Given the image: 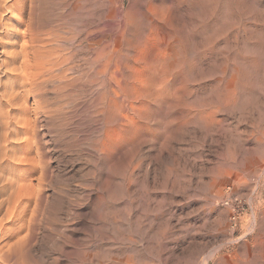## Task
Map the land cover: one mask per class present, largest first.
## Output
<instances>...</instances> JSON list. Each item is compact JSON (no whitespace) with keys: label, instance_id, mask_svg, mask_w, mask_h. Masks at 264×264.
<instances>
[{"label":"rangeland","instance_id":"374dc122","mask_svg":"<svg viewBox=\"0 0 264 264\" xmlns=\"http://www.w3.org/2000/svg\"><path fill=\"white\" fill-rule=\"evenodd\" d=\"M124 1L127 5L130 0ZM190 1V4L186 1L174 4L177 9H188L195 4L194 29L205 27L203 34L195 38H204L213 44L207 55L209 64L203 62L206 65L203 82L208 84L207 89L204 92L201 89L203 82L198 58L191 100L198 108L203 97H207L208 109L217 113L213 115L215 122L205 128L191 123L179 130L172 125L169 138L145 140L137 147L116 153L113 161L93 150L95 141L99 142L102 137L104 123L93 105L100 93L99 85L94 87L93 84L94 88H91L87 81L96 65L92 61L95 47H101L117 35L104 18L111 8L109 0L13 1L16 9L9 15L15 17L7 27L0 24L3 31H0V39L11 35L12 40L22 43L30 38H23L25 31L28 30L31 37L36 33L42 44L48 46L49 42L53 55L61 54L67 58L64 69L66 67L69 77L65 78L72 79L66 88L62 87L61 79L51 80L43 86L46 94L54 95L45 94L44 99L48 100L46 104L50 103L51 112L59 117L41 113L34 116L33 99L29 97L26 107H22L29 110L9 107L10 112L13 110L11 113L22 112L24 123L29 122L27 125L22 122L24 118L22 123L16 124L14 119L12 125H5L7 129L0 124L3 132L0 148L7 147L0 149L3 151V154L0 152V178H4L3 183L0 179L3 187L0 188V221L4 217L0 222V264H201L204 257L212 253L209 264H264V0ZM113 2L121 4V0ZM12 27H15L13 34L7 32ZM40 29L43 32H38ZM55 29L57 33L54 34ZM68 36L76 39L70 40ZM1 49L4 47L0 46L2 60L5 53ZM234 72L238 76L243 73L236 78L239 85L235 83L232 87L237 90L220 104L215 97L217 80L223 78L229 82ZM9 73L0 66V81L6 80ZM76 80L77 83L82 81L83 86L76 84ZM63 109L66 111L62 112ZM13 124L15 128H12ZM25 131H30L31 136ZM36 131L39 133L35 136ZM19 137L23 141H18ZM37 137L41 139L40 145L36 142ZM15 145H19L16 147L19 152L13 148ZM24 152L22 160L20 157ZM36 159L43 161L44 166H41L43 162L38 166ZM15 188L18 199L13 196ZM7 199L15 200V203L12 201L11 205Z\"/></svg>","mask_w":264,"mask_h":264},{"label":"bare ground","instance_id":"6f19581e","mask_svg":"<svg viewBox=\"0 0 264 264\" xmlns=\"http://www.w3.org/2000/svg\"><path fill=\"white\" fill-rule=\"evenodd\" d=\"M13 1L14 0H0V24L3 23V25L5 27H7V25L10 24L9 21H11L12 18L15 17V15H14V17H13V15L12 16L9 15V14H12L13 11L16 9L15 3H13ZM113 1L114 0H109L111 8L108 9L109 11L107 12V14L104 18L106 19V21H108L107 25L109 27H111L112 29L116 30L117 35L111 41L104 43L103 45L101 44L102 45L101 47H99V48L95 47L96 50L93 53V60L92 61L96 65L95 66L93 65V70H92L91 75H90L91 77L88 78L89 80H87V78H85V80L89 81L88 86H89V84H91V86L94 84V87L96 84L99 85L100 93L97 92L99 95L97 96L95 103L93 102V105L95 104V108L97 110L95 108L94 109L96 111H99V113L102 115V118H103L102 124L104 123L103 124L104 128L102 129L103 130L102 137H101V139L100 138L98 139V136H96V138L100 141L98 142L97 140L96 141L94 140L96 142V144L93 145V150H96L97 152H99V154L101 153L103 156L106 157L105 158L106 160L108 158L110 161H113L112 159L116 153L126 151L127 149L133 148L140 143L142 144V142L145 140L164 141L169 136L170 132L172 131L171 130L172 125L176 126L175 127L176 130H179L182 127L189 125L191 123H194V124L197 123L204 128L209 127L212 122H215L213 115L217 114V113L213 114V112L210 109H208V101L209 100L207 101V97H203V100L200 103V105L198 104L199 105L198 108H195V106L193 105L192 100H191V97L194 95V91H195V88L193 85V76L195 73L194 71H196L195 70L196 65L198 64V58L200 59V63H201V64L199 63L200 68H201L200 69V76H201V80L203 82V77H205V70H206L205 64H209L208 62H206L208 59L207 55L210 52L209 51L210 47L213 45V44H211L210 41L207 42V41L203 40L204 38L201 40H196V38H195L196 36L200 37V35L203 34V31L205 30V27L203 28V27L199 26L200 28L197 29V31H196V29H194V26H193L194 23L192 24L193 13H194L193 10L195 9L194 8L195 4L193 3L191 8L189 7L188 9H179V8L177 9V7L174 4L175 2H182V1L188 2L190 0H172V2L170 0H130L129 4H127V5H125L124 0H121L120 5H116ZM190 2H188V3L190 4ZM188 3H187V5H188ZM198 3H201V2H198ZM201 8H203V6ZM3 12H5V13H3ZM16 17L18 18V15ZM100 18L102 19V17H100ZM18 19H20V18H18ZM21 21H22V19H21ZM97 21L99 23L100 20H97ZM89 24L91 25V23H89ZM3 25H1V26H3ZM91 26H93V25H91ZM94 26H96V25H94ZM102 26H103V24L101 25V27ZM18 28H21L20 25ZM18 28L16 27V31L20 32L17 30ZM98 28H100V26ZM31 29L29 31H32ZM102 29L103 28H101V30ZM14 30H15V27H12V29L7 30V32L11 31V33H12V31H14ZM70 30H72V29H70ZM87 30H88V28H87ZM0 31H2V30H0ZM33 31H35V30H33ZM39 31H42V30L40 29V30H38V32ZM96 31L98 32V29H96ZM192 31H193V33H192ZM47 32L49 33V31H47ZM50 32H51V29H50ZM59 32H60V29H59ZM89 32H90V29H89ZM89 32L87 34L88 36H89ZM97 32H95V33H97ZM102 32H104V30ZM55 33H57V30L54 32V34ZM24 34L25 35L23 36V38L25 36L30 37V38H28L29 40L23 39L24 41L21 38V41H23L22 43H19V41L17 42V41L12 40L11 35L7 39H0V46L4 47V50L3 49H1V50H3L5 53V58L2 60L0 59L1 60L0 66L2 68L4 67L6 69L7 74L9 72L11 73V74L9 73L10 75L8 76V78L6 80H4L2 82L0 81V124H1V126H3L2 124H4V128L2 127L3 129H7L8 124L13 122L14 119H15L14 124L22 123V122L24 123V121H26L22 112L16 111V113H11V112H13V110L10 112L9 107L14 108L16 110H23L22 107L23 106L26 107V104H27L29 97H31L33 99V102H32L33 107L32 108L36 112V114L34 116H36L37 114L38 115L44 114L47 116H49L50 114H53L51 112V106L49 107L50 103L46 104V101H48V100L44 99L45 94H46L45 90H44V87H45L44 84L45 85L49 84L51 80H52L51 82H53V80L56 81V79L57 80L61 79L60 83L63 85V86L62 85L61 86L63 88H66L68 86V84L70 83V81H69L70 78L69 79L65 78L69 75V74L66 75V70H65L66 67L64 69V65H65L64 63L67 60V58L64 59L65 56H62L61 54L60 55H55V54L53 55L49 42H47L48 46L46 43H45V45L42 44L41 40L39 41V38L37 36H35L36 33L34 36L31 37L30 36L31 34L28 36V30H27L24 32ZM85 35H86V33H85ZM45 36H46V34H45ZM51 36H53V35H51ZM75 36H71V38L74 37L73 39H76ZM103 36H104V34H103ZM42 37H44V36L42 35ZM222 37H223V35H222ZM53 38H54V36H53ZM59 38H62V37H59ZM59 38H57V39L59 40ZM68 38H70V37L68 36ZM71 38H70V40H71ZM93 38H95V40H96V37H93ZM93 38H91V39H93ZM101 38H103V37L101 36ZM46 39L48 40V38H46ZM49 39L51 41L54 40V39H51V37H49ZM98 39H100V38H98ZM43 40H45V39L43 38ZM206 40H209V39H206ZM60 41L64 42L63 40H60ZM85 41H86V39H85ZM81 42H83V41L81 40ZM58 43H60V42H58ZM76 43H78V42H76ZM51 44H54V43H51ZM66 45H68V44H66ZM66 45H65V47H66ZM99 45H100V43H99ZM30 46L31 47L34 46L33 50H31V51L28 50V47H30ZM55 46H56L55 48L58 50L56 44H55ZM52 47H54V46H52ZM65 47L63 48V50L65 49ZM78 47H80V46H78ZM56 49H54V51ZM61 50L62 49H60V51ZM63 50H62V53H63ZM76 50H79V49L77 48ZM67 51L66 52L64 51V52L67 53ZM69 51H71L70 48H69ZM69 51H68V53H69ZM56 52L57 51H55L54 53H56ZM76 55H77V53L75 54V56ZM70 56H69V58H70ZM69 60H71V59H69ZM237 60H238V58H237ZM71 61H69V62H71ZM75 61L77 62L76 59H75ZM235 61H236V59H235ZM14 62H17V63L14 64ZM67 62L68 61H66V64H67ZM203 62H206V63L204 64ZM76 65H78V64H76ZM68 66H69V63H68ZM71 66L73 67V65H71ZM85 66H87V65H85ZM78 68L79 67L77 66V69ZM84 68H83V70H84ZM233 68H232V70H234ZM70 70L71 69H69V71ZM72 70H73V68H72ZM227 70H229V69H227ZM239 70L241 71V69H239ZM74 71H76V70H74ZM236 71L238 73L237 69H236ZM230 72H231V70H230ZM76 73H74V74H76ZM79 73H78V75H79ZM89 73L90 72H88V74ZM234 73L232 76L233 78L230 77L231 80L229 79L230 80L229 82H227L228 79L226 80L223 78H219L217 80V83H216V91L217 92H216L215 97L220 104H223L227 100V98L231 97V96H229V94L232 93V91L235 92L237 90V89L236 90L234 89L235 91L232 90V87L234 88V84L236 83V81H237L236 78L238 76V74H236V73L234 74ZM243 73H244V71H243ZM242 74H240L239 76H241ZM80 75H81V73H80ZM100 76L103 78H101ZM98 77L101 78V81ZM77 79H79V78H77ZM224 80H226V81H224ZM81 82L82 81H80V82L78 81V83H80V84H81ZM83 82H84V80H83ZM78 83L76 80V84H78ZM238 85H239V83H238ZM55 86H53V87H55ZM70 86H72V85H70ZM207 86H208V84L203 82V84L201 86V89L203 92L207 89ZM49 87H51V86H49ZM57 87L55 89H57ZM94 87L92 86L91 88H94ZM46 89H50V88H46ZM52 89H54V88H52ZM62 90L63 89H61V91ZM87 90H88V87H87ZM91 90H93V89H91ZM55 93H56V91H55ZM48 94H46V95H48ZM58 94H61V93H58ZM58 94H57V96H58ZM78 94H79V92H78ZM82 94L83 93H81V95ZM89 94H90V92H89ZM198 94H199V92H198ZM72 95H73V93H72ZM53 96H51V97H53ZM70 97H72V96H70ZM63 99L64 98H62V100ZM65 99H67V98H65ZM74 100H77V99H74ZM89 100H92V99L90 98ZM89 100H87V101H89ZM49 101H50V99H49ZM54 101H56V100L54 99ZM64 101L66 102V100H64ZM64 101H62V103H64ZM75 102H77V101H75ZM53 103H55V102H53ZM82 103L83 102H81V104ZM90 103H92V102H90ZM57 105H59V104H57ZM57 105L55 107H57ZM61 105H59V106H61ZM75 105H76V103H75ZM78 105H76V106H78ZM52 106H54V105H52ZM76 106H73V107L76 108ZM88 106L87 107L90 108V105H88ZM212 107H215V106H212ZM217 107H215V108H217ZM27 108H29V107H27ZM219 109L222 110L221 108H219ZM25 110H29V109H25ZM25 110H23V111H25ZM57 110H58V112L60 111L59 108ZM75 110H77V109H75ZM91 110L93 111V109H91ZM218 110H216V111H218ZM61 111L63 112L66 110L63 109ZM76 112H78V111H76ZM39 113H41V114H39ZM219 113H221V111ZM27 114L25 115L26 119L28 117ZM60 114H63V113H60ZM29 115H30V113H29ZM53 115L55 116L56 114H53ZM93 115H94V113H93ZM59 116L60 115H56V117H59ZM50 117H52V116H50ZM56 117H54V118H56ZM93 117H95V116H93ZM22 118H24V120ZM62 118H64V117H62ZM34 119H35V117L33 118V121H34ZM38 119H37V121L35 120L36 123H38V121H39ZM215 119H217V118H215ZM28 120L29 119H27V121ZM62 120H64V119H62ZM98 120L99 119H97L95 121L98 122ZM20 121H22V122H20ZM46 121H48V120H46ZM57 121H59V119ZM56 123H55V125H56ZM99 123H101V122L99 121ZM24 124H26V122ZM10 125H12V123ZM49 125H46V126L51 127ZM41 126H42V124H41ZM191 127H192V125H191ZM12 128H15V125ZM33 128H36V127H34V125H33ZM16 129H18V128H16ZM30 130H31V127H30ZM36 130H38V129H36ZM58 130H60V129H58ZM19 131H17L18 134H19ZM188 131H190V130H188ZM29 132H27V133L29 136H31L29 134ZM31 132H33V131H31ZM1 133L3 134L2 131H0V134ZM4 133H6V132H4ZM25 133H26V131H25ZM38 133L36 131V133H33V134H35V136H36V134H38ZM202 133H203V131H202ZM8 134H9L8 136H10V133H8ZM13 134L14 133H12V135ZM18 134L16 135V137L18 136ZM12 135H11V137L13 138L14 135L13 136ZM16 137H15V139H17ZM25 138H26V136H25ZM35 138H32V139H35ZM37 138H39V137H37ZM19 139H20V137L18 138V141L22 140V139L21 140H19ZM9 140H10V138L8 137V141ZM39 140H41V139L39 138L38 141H36V142H38V144L40 143ZM1 141L4 144L5 137L2 138ZM15 141H17V140H15ZM42 142L43 141H41V144H42ZM169 142H170V140H169ZM6 143H8V142L6 141L5 144ZM3 144L1 146H3ZM33 144H34V142H33ZM38 144H36V145H38ZM11 145L9 144V146H11ZM36 145H34V146H36ZM18 146L15 145V147H13V148H16ZM4 147H6V146H3V148L2 149L0 148V149L3 150ZM29 147H31V146L29 145ZM29 147L27 146V148H29ZM37 147H39V146H37ZM42 147H44V146H42ZM21 148L22 147H20V149ZM40 148H41V146H40ZM6 149H7V147H6ZM8 149L10 150V148H8ZM37 149H38V151H40L39 148H37ZM44 149L45 148H43V150ZM26 150H28V149H26ZM46 150L47 149H45V151ZM138 150H140V148H138ZM16 151H18L17 148H16ZM35 151H37V150H35ZM0 152H2V154H3V151H0ZM13 152H15V151L13 150ZM40 152L44 153L43 151H40ZM42 153H40V154L43 156L45 153L44 154H42ZM46 153H48V151ZM13 154H11V155H13ZM24 155H25V152H24V154H22V156L20 158L22 159V157H24ZM125 155H126V153H125ZM4 156H2V157L4 158ZM26 156H28V155H26ZM40 156L38 155V157H40ZM45 156L46 155H44V157ZM121 156H122V154H121ZM16 157H18V156H16ZM36 160H35V162L38 165V163H40L41 161L39 162L37 160L38 161L37 162ZM42 162L40 163V165L42 164ZM109 164H111V163H109ZM41 166H44V162ZM42 168H44V167H42ZM6 174H8V173H6ZM0 176H2V175H0ZM3 179L4 178H2L1 181ZM8 180H9V178H8ZM2 183H3V181H2ZM27 184L28 183H26V185ZM13 185H14V182H13ZM10 187H12V186H10ZM0 188L2 190L3 187L0 186ZM5 190L6 189H4V191ZM15 190H16V188H15ZM21 190H19V191H21ZM11 192H12V190H11ZM15 193H14L15 195L13 194V196H17V199H18L17 190ZM6 195L9 198L10 197L13 198V196H10L11 194L10 195L6 194ZM12 198H10V199H12ZM4 199L5 198H3L2 200H4ZM12 201H9L7 199V202L11 205H12V203H11ZM5 203H6V200H5ZM0 205H1V203H0ZM6 205H8V204L6 203ZM14 205L16 206L17 204H14ZM2 206H3V203H2ZM11 208H10V210H11ZM10 210H8V213ZM8 213L6 211L5 214L8 215ZM5 217H7V216L5 215ZM1 218H3V219H1V221L4 220V217H1ZM2 247L4 250L5 249L4 246H2ZM10 247H12V246H10ZM0 253H1V251H0ZM212 256H213V253L205 256L204 259L202 260L201 264H209V261L212 258Z\"/></svg>","mask_w":264,"mask_h":264}]
</instances>
